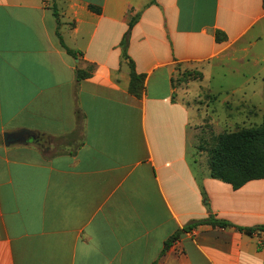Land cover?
Returning <instances> with one entry per match:
<instances>
[{
    "label": "crops",
    "instance_id": "crops-1",
    "mask_svg": "<svg viewBox=\"0 0 264 264\" xmlns=\"http://www.w3.org/2000/svg\"><path fill=\"white\" fill-rule=\"evenodd\" d=\"M263 21L264 0H0V264H264V230L245 231L264 225V179L233 190L210 177L201 117L174 83L176 66L261 38ZM129 61L145 74L139 99ZM6 132L23 139L5 146ZM209 216L229 225L163 251Z\"/></svg>",
    "mask_w": 264,
    "mask_h": 264
},
{
    "label": "rangeland",
    "instance_id": "rangeland-1",
    "mask_svg": "<svg viewBox=\"0 0 264 264\" xmlns=\"http://www.w3.org/2000/svg\"><path fill=\"white\" fill-rule=\"evenodd\" d=\"M258 27L264 30V21ZM249 40L252 44L246 39L220 60L175 67L177 97L201 117L194 122L195 148L207 159L220 134L264 120V33Z\"/></svg>",
    "mask_w": 264,
    "mask_h": 264
},
{
    "label": "trees",
    "instance_id": "trees-1",
    "mask_svg": "<svg viewBox=\"0 0 264 264\" xmlns=\"http://www.w3.org/2000/svg\"><path fill=\"white\" fill-rule=\"evenodd\" d=\"M89 8L95 13H99L100 11L98 7L90 6ZM53 16L58 26V14L55 9H53ZM136 20L137 17L131 18L128 26L129 29L121 39L120 46L123 59H128L126 50L129 30ZM55 34L60 46L65 50L66 54L76 57L77 53L65 46L57 30ZM226 39L223 32H215L216 42H223ZM128 64L130 68L128 93L139 99L145 89V74L136 73L131 61H129ZM92 71V66H88V68L84 70L77 69L75 70V78L77 81L89 78ZM75 114L77 121L80 123L81 115L79 111L76 110ZM207 154L210 177L229 184L233 190L239 189L249 181L264 179V120L257 127L243 128L220 134L217 137L215 145L208 150ZM201 224H209L217 227H226L229 225V223L224 220H217L210 216L203 220L192 221L183 226V228L178 230L165 242L163 251L170 247L171 243L180 233L187 232ZM238 229L242 230L243 228ZM254 230H264V225L245 229L248 234Z\"/></svg>",
    "mask_w": 264,
    "mask_h": 264
},
{
    "label": "water",
    "instance_id": "water-1",
    "mask_svg": "<svg viewBox=\"0 0 264 264\" xmlns=\"http://www.w3.org/2000/svg\"><path fill=\"white\" fill-rule=\"evenodd\" d=\"M3 143L5 146H9L12 143L20 142L23 139L22 132L19 133H4L3 134Z\"/></svg>",
    "mask_w": 264,
    "mask_h": 264
}]
</instances>
